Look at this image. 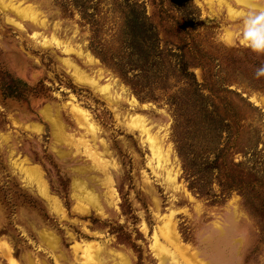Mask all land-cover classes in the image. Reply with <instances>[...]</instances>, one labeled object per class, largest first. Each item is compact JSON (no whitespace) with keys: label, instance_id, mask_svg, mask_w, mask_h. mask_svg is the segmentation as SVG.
<instances>
[{"label":"rangeland","instance_id":"1","mask_svg":"<svg viewBox=\"0 0 264 264\" xmlns=\"http://www.w3.org/2000/svg\"><path fill=\"white\" fill-rule=\"evenodd\" d=\"M73 1L0 0V264H88L74 251L86 243L95 264H264V209L236 187L250 181L264 204V53L237 38L249 6L190 0L158 16L145 0L171 56L140 72L128 48L107 51L111 0H90L93 24ZM12 79L36 88L10 96ZM213 151L225 163L210 172Z\"/></svg>","mask_w":264,"mask_h":264},{"label":"trees","instance_id":"2","mask_svg":"<svg viewBox=\"0 0 264 264\" xmlns=\"http://www.w3.org/2000/svg\"><path fill=\"white\" fill-rule=\"evenodd\" d=\"M89 2L90 0L73 1L74 6L77 4L82 8V15L83 17L87 16V21L90 16L88 10L86 11ZM111 3L109 9L112 14L115 15V18L113 25L114 30L111 32L108 31V34H105L106 40L104 42H106L108 46L107 51L110 49L118 50L119 48H128V54L135 57L137 63L133 65L134 69H138L140 72H147L150 69L155 70L154 68L157 67V63H159L157 59H160L163 63V60H166L164 58L171 56V52L168 48L169 42L167 40H162L159 34V26L157 22L153 20L155 16L153 14L155 13L147 14L145 0H111ZM150 3L153 5V10L158 12V16L161 13H167L168 8L171 6L183 8L187 5L193 11L196 10V6H194L190 0H151ZM193 20L194 17H190L187 19V23L191 24ZM88 23L91 22L88 21ZM163 44L165 45L162 47ZM122 58L124 57L122 56ZM186 64L187 63L183 62L182 59L179 60V69L183 73H187ZM169 67L171 66L163 67L162 69L163 71L169 70ZM157 72H160V69ZM121 73L123 74L124 72ZM167 73L168 72H163L161 76L164 78ZM124 76H126V73L122 75V77ZM5 87V93L17 98L25 95V92L36 88L35 86H30L21 79H12ZM204 108L207 109L206 107ZM203 111L202 109V112ZM222 121L223 119H220V122ZM223 147L224 146L218 147L215 144L213 149H217V152H221ZM217 152H215V154L214 151L212 152L214 158H212L211 162L207 163L208 166H206V168L210 170V172L220 171L222 168L221 165L225 163L224 160H221V155ZM246 175L249 176V174ZM236 185V187L242 191V195L245 197L249 207L260 213V211L264 209V204L260 205V202H256L254 199H247L252 194H255L251 182L243 180L241 177Z\"/></svg>","mask_w":264,"mask_h":264},{"label":"bare ground","instance_id":"3","mask_svg":"<svg viewBox=\"0 0 264 264\" xmlns=\"http://www.w3.org/2000/svg\"><path fill=\"white\" fill-rule=\"evenodd\" d=\"M235 1H237L238 3H240L239 2V0H235ZM261 1V0H260ZM242 4V3H241ZM242 5H244V6H252V7H257V5L255 4L254 5V1L253 0H247V4H242ZM259 7H262V8H264V6H259ZM232 14H237V12L236 11H234ZM67 50H70V48H68ZM86 55L88 56V59L90 60V61H94L93 60V58L90 56V55H88L87 53H86ZM66 63H67V65L69 66V67H71L72 69H73V71H72V74H73V76H74V78L76 79V81H78V82H81V83H87V84H93V85H95L96 86V88L98 89V90H100L102 93H104V94H106L107 92H108V85L106 84V85H102V86H100V85H98L97 84V82L96 81H94L92 78H90V77H88L86 74H84L78 67H76L75 65H73L72 63H69L67 60H64ZM105 97H108V96H105ZM131 97V96H130ZM108 99V98H107ZM129 102L131 103V104H135V102H136V99L135 98H131L130 100H129ZM77 109V111L78 112H80L81 114H83V116H84V119H85V121H86V123H87V125H88V131H93L94 130V125L91 123V122H89V119H88V116H87V113H86V111H84V110H82V109H79V108H76ZM43 112L46 114V116H48V117H50L51 119H53L54 117L53 116H51L50 115V110H43ZM135 114V113H134ZM133 114V115H134ZM130 116V115H129ZM143 119V118H142ZM138 121H141V119H140V117L139 116H133L132 117V115L130 116V125L131 126H133V123H136V122H138ZM142 122V121H141ZM53 123H54V126H55V128H58L59 127V121H57L56 119L53 121ZM139 126L140 125H142V127H143V129H142V131H144V132H146L147 133V131H146V127H145V124H144V122H142L141 124H139V123H137ZM139 128V127H138ZM57 131H59V129H56V132ZM147 135V134H146ZM147 139L149 140V145H150V148H151V150H152V152H154V153H156V152H158V141L156 140V139H154V138H151L150 137V135H148L147 136ZM161 158V157H160ZM25 175H26V173L24 172V171H22ZM77 185V184H76ZM37 190H39L38 192L42 195L43 193H44V189H42V188H38ZM45 232H43V234L41 233V235L43 236H46V239H50V240H53L52 238H51V234L50 233H46V234H44ZM56 244V243H55ZM90 248H91V245L89 244V243H86V245L84 246H82V245H74V251H75V253H77L76 254V257H77V259H80V255L78 254L79 253V251L81 250V251H83V252H85V260H84V262L86 261V262H89L88 264H95L97 261H98V253H97V251L96 252H94V250H90ZM83 255V256H84ZM83 256H81L82 258H83ZM29 259V258H28ZM31 259V258H30ZM26 261V260H25ZM13 263H15L14 261H12Z\"/></svg>","mask_w":264,"mask_h":264},{"label":"clouds","instance_id":"4","mask_svg":"<svg viewBox=\"0 0 264 264\" xmlns=\"http://www.w3.org/2000/svg\"><path fill=\"white\" fill-rule=\"evenodd\" d=\"M247 4V0H239ZM242 27L237 34L239 43L257 54L264 53V8L249 6L248 10L240 13ZM257 76L264 75V65L259 67Z\"/></svg>","mask_w":264,"mask_h":264}]
</instances>
